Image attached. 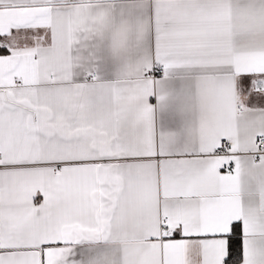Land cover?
I'll use <instances>...</instances> for the list:
<instances>
[{"label":"snow or ice","instance_id":"snow-or-ice-1","mask_svg":"<svg viewBox=\"0 0 264 264\" xmlns=\"http://www.w3.org/2000/svg\"><path fill=\"white\" fill-rule=\"evenodd\" d=\"M0 264H264V0H0Z\"/></svg>","mask_w":264,"mask_h":264}]
</instances>
